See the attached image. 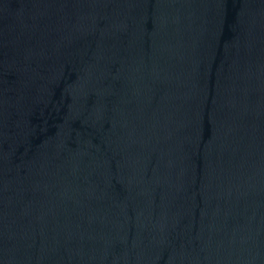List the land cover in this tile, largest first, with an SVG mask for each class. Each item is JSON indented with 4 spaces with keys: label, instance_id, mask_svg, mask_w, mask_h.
I'll use <instances>...</instances> for the list:
<instances>
[{
    "label": "water",
    "instance_id": "1",
    "mask_svg": "<svg viewBox=\"0 0 264 264\" xmlns=\"http://www.w3.org/2000/svg\"><path fill=\"white\" fill-rule=\"evenodd\" d=\"M0 264H264V0H0Z\"/></svg>",
    "mask_w": 264,
    "mask_h": 264
}]
</instances>
